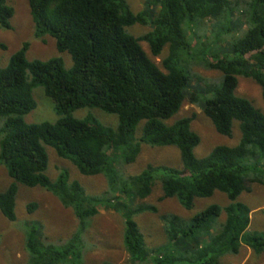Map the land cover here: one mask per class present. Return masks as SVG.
Returning <instances> with one entry per match:
<instances>
[{
    "label": "trees",
    "instance_id": "obj_1",
    "mask_svg": "<svg viewBox=\"0 0 264 264\" xmlns=\"http://www.w3.org/2000/svg\"><path fill=\"white\" fill-rule=\"evenodd\" d=\"M28 2L35 36L55 39L57 50L68 53L73 65L66 68L62 58L29 61L26 43L0 68V164L13 180L7 191H0V210L16 222L19 186L41 188L72 209L80 223L61 246L46 244L40 226L29 225V264H81L87 222L103 206L122 214L131 264H224L244 247L262 256L264 233L250 230L252 210L239 198L254 184L264 186V113L238 96L237 89L239 77L252 79L264 100V0H148L138 14L126 0ZM13 16V8L0 0V27L11 30ZM135 25L151 31L132 36L128 29ZM223 37H230L229 43L222 44ZM145 43L155 58L167 48L161 67L147 54ZM185 58L219 72L221 85L193 88L182 66ZM38 87L54 103L55 123L25 121L37 108ZM205 94L211 98L204 99ZM188 95L192 103L203 104L220 135L231 138L238 122L240 143L218 146L197 159L201 139L191 128L196 116L170 123ZM84 109L115 115L117 128L92 116L75 117ZM145 145L178 148L183 168L148 165L138 176L120 174L119 165L134 163ZM47 148L84 176H104L108 192L89 196L67 173L53 182L47 174ZM157 184L161 202L176 199L187 210L217 192L227 196L229 205H212L189 220L161 216L166 241L149 247L135 217L159 211L136 201L149 198ZM37 208L31 204L28 210Z\"/></svg>",
    "mask_w": 264,
    "mask_h": 264
},
{
    "label": "rangeland",
    "instance_id": "obj_2",
    "mask_svg": "<svg viewBox=\"0 0 264 264\" xmlns=\"http://www.w3.org/2000/svg\"><path fill=\"white\" fill-rule=\"evenodd\" d=\"M126 1L129 10L138 14L144 11L148 0ZM6 2L13 8L14 16L11 20V30H4L0 27V68H5L10 58L20 51L24 44L29 43L30 47L27 52L29 61L62 58L66 68L70 69L73 65L71 56L57 50L55 39L51 36L42 38L35 36V26L28 0H6ZM150 31L151 27L140 25L128 29V33L135 37L144 36ZM208 36H210L209 33ZM227 37H223L226 42L222 44L229 43L230 37ZM143 47L150 58L161 67L162 60L167 55V48L161 57L155 58L151 55L148 44L145 43ZM200 59L204 60L203 57ZM200 62L193 63L185 58L182 64L192 81V87H199L203 90L207 87H219L222 83L221 74L207 70L199 65ZM237 95L251 101L258 110L264 113L262 89L254 80L239 77ZM203 98H211V95L205 94ZM34 100L37 108L25 117L27 124L55 123L58 120L54 103L45 96L42 87L34 90ZM74 115L79 119L92 116L103 126L112 129H116L118 125V118L115 115L97 109L80 110ZM193 115L196 119L191 128L201 139L200 145L195 150L197 159L207 157L218 146L235 147L240 143L242 134L238 122H234L231 138L220 135L212 121L205 115L203 104L192 103L190 95L181 112L170 123ZM47 152L49 155L47 174L53 182L60 173H67L70 182L79 183L89 196H103L108 192L109 186L104 176H84L69 161L59 158L53 149L47 148ZM148 165L180 170L183 168L180 150L176 147L160 148L145 145L134 163L119 165L118 169L124 177H133L140 175ZM12 184L13 180L6 167L0 164V191H7ZM161 197H163L161 185L157 184L149 198L136 201V204L157 207L159 211L157 214L146 212L135 217V221L146 236L149 247L158 246L166 241L161 216L176 215L189 220L212 205L222 207L229 205L227 196L219 192L211 198L196 200L191 210L183 208L176 199L161 202ZM239 201L252 210L250 230L264 233V186L254 184L252 191L244 193ZM31 204L38 206L33 213L28 210ZM16 215L17 220L12 223L3 216L0 210V264H29V254L26 250V229L29 225H39L44 233L45 243L55 246L68 243L80 225L74 211L67 209L52 193L41 188L30 189L22 185L18 188ZM224 219L225 215L222 217V220ZM87 225L88 229L83 233L84 249H82L81 264H131L123 242L124 219L122 214L103 206L99 208V214L90 219ZM224 264H264V254L257 257L250 249L244 247L238 256L228 257Z\"/></svg>",
    "mask_w": 264,
    "mask_h": 264
}]
</instances>
